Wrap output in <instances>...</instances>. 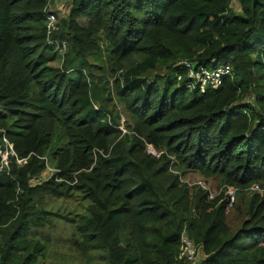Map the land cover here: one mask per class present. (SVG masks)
Wrapping results in <instances>:
<instances>
[{
	"label": "trees",
	"instance_id": "16d2710c",
	"mask_svg": "<svg viewBox=\"0 0 264 264\" xmlns=\"http://www.w3.org/2000/svg\"><path fill=\"white\" fill-rule=\"evenodd\" d=\"M232 1L70 0L52 31L65 40L58 54L46 41L45 0H0V139L15 153L0 169V264H37L43 245L29 232L50 213L39 196L73 190L88 200L74 219L76 245L105 249L107 264H188L175 257L182 229L202 252L198 264H264V194L252 190L231 232L221 193L198 188L189 199L168 171L174 159L237 193L264 187V0H236L240 11ZM101 37L112 91L134 117L129 132L94 78ZM181 57L228 63L232 74L189 90L175 80ZM46 166L54 171L30 184Z\"/></svg>",
	"mask_w": 264,
	"mask_h": 264
},
{
	"label": "rangeland",
	"instance_id": "374dc122",
	"mask_svg": "<svg viewBox=\"0 0 264 264\" xmlns=\"http://www.w3.org/2000/svg\"><path fill=\"white\" fill-rule=\"evenodd\" d=\"M68 0H61L60 3H67ZM231 7L235 11H240L239 4L236 0L231 2ZM58 18L59 14L56 12ZM100 43L102 46V67L94 70V78L101 83L103 87L102 104L113 112L117 119V127L121 133L129 132L132 126L134 117L126 110L120 98L116 97L111 88V76L109 72L110 62L107 60V39L101 37ZM107 44V45H106ZM137 56H131L123 61L126 67L130 65ZM100 59V60H101ZM59 59L56 58L53 63L57 64ZM247 98H251L248 94ZM5 111H7L5 109ZM122 129V131H121ZM155 149L156 147L153 146ZM158 150V149H156ZM17 161L16 163H21ZM175 160L171 159L168 171L177 175L180 183L184 184L188 190V198L193 190L201 188L196 180L201 179L209 191L218 193L219 187L223 184L219 177L205 176L196 170L184 167H178L174 164ZM50 164V163H49ZM51 166H46L37 175L29 177L30 184L37 183L47 178L52 172ZM202 189V188H201ZM252 194L251 189L243 190L237 193V197L232 204L225 210V219L228 223L230 231H235L241 223L243 213L248 208L249 199ZM41 206L50 211L46 216L48 220L39 226H34L29 232V236L37 238L42 243V250L35 256V263L37 264H107V256L105 249H81L76 245L77 232L74 229V219L80 213L86 211L88 200L82 197L81 193L73 190L69 195H51L42 194L39 196ZM1 243V240H0ZM178 246L176 258L178 259ZM202 252L200 248L197 249L195 260L192 264H198ZM180 260H185L179 258ZM187 261V260H186ZM188 262V261H187ZM189 264V262H188Z\"/></svg>",
	"mask_w": 264,
	"mask_h": 264
},
{
	"label": "built area",
	"instance_id": "2783aa9c",
	"mask_svg": "<svg viewBox=\"0 0 264 264\" xmlns=\"http://www.w3.org/2000/svg\"><path fill=\"white\" fill-rule=\"evenodd\" d=\"M54 0H45L43 6V11L45 12V32H46V41L53 44L56 52L61 54L64 50L65 40L62 38H55L52 36V31L58 28L59 18L56 15V12L52 8ZM174 65L179 69H182L183 72H175V80H183V83L186 88L189 90L196 89L200 92L205 89L216 88L222 82L224 75H231L232 69L230 64L221 63L214 66H207L202 63H197L196 60L192 58L181 57L177 58L174 62ZM122 131V129H121ZM144 149L146 152H149L155 156H158L160 150H156L151 143L145 142ZM15 156V153L12 148V144L9 140L6 139L4 135L0 139V169L7 167L9 157ZM24 161V158L14 157L15 162ZM197 184L207 192V197L212 198L216 193L211 192L206 188V185L201 179L196 180ZM248 189L256 190L261 194H264V187L260 186L257 182L249 185ZM238 188L232 184H222L218 193H221V198L225 200L224 210L232 206L235 201ZM217 193V194H218ZM180 247L178 251V257L183 258L192 264L196 258L198 245L189 237L185 230L182 229L179 235Z\"/></svg>",
	"mask_w": 264,
	"mask_h": 264
},
{
	"label": "crops",
	"instance_id": "0c3cea01",
	"mask_svg": "<svg viewBox=\"0 0 264 264\" xmlns=\"http://www.w3.org/2000/svg\"><path fill=\"white\" fill-rule=\"evenodd\" d=\"M60 1L61 0H54L52 8L59 14V16L63 17L68 11L70 0H68L67 3H60Z\"/></svg>",
	"mask_w": 264,
	"mask_h": 264
}]
</instances>
